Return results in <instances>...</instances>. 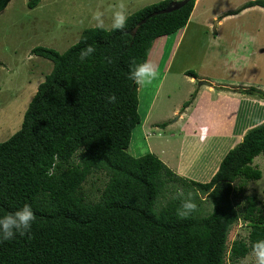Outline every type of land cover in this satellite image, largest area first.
<instances>
[{"label": "trees", "instance_id": "trees-1", "mask_svg": "<svg viewBox=\"0 0 264 264\" xmlns=\"http://www.w3.org/2000/svg\"><path fill=\"white\" fill-rule=\"evenodd\" d=\"M9 1L0 0V12ZM171 1L130 13L123 31L85 28L63 52L31 49L53 65L20 128L0 141V216L28 204L36 221L30 234L0 242V264H225L227 256L243 258L264 239V209L253 197L241 211L233 201L238 178L262 175L252 163L264 155V122L245 132L205 182L177 175L152 152L127 151L141 122L130 70L147 60L155 38L186 26L195 3L158 13ZM38 2L30 0L28 6ZM255 5L264 8V0H248L226 14ZM87 45L96 51L81 61ZM185 74L197 77L193 70ZM239 92L264 99L255 87ZM111 94L117 97L114 104L106 99ZM95 172L104 173L106 181L98 198L89 200L83 185ZM167 184L173 193L163 202ZM178 189L205 195L210 211L203 213V200L197 198L198 211L179 217L181 201L173 199ZM239 219L250 226L247 239L234 240L228 249L229 229Z\"/></svg>", "mask_w": 264, "mask_h": 264}, {"label": "rangeland", "instance_id": "rangeland-1", "mask_svg": "<svg viewBox=\"0 0 264 264\" xmlns=\"http://www.w3.org/2000/svg\"><path fill=\"white\" fill-rule=\"evenodd\" d=\"M29 1L10 0L0 12V141L20 128L38 84L52 69V61L31 49L45 46L63 52L83 29L96 26L97 12L103 13L104 28H111L114 6L120 2L39 0L29 7ZM157 1L124 0L126 13ZM246 1L197 0L183 29L153 40L147 60L157 65L159 75L150 85L138 87L141 122L132 131L127 148L131 155L152 152L177 175L205 182L245 132L264 122V99L239 92L249 87L264 92V13L251 7L226 14ZM218 11L222 13L213 17ZM182 69L195 71L197 77L190 80ZM252 164L262 175L234 182L233 201L239 211L250 197L264 209V155H257ZM105 181L102 172L87 178L83 191L89 200L98 198ZM167 187L163 202L173 193L171 185ZM200 198L202 212H209L208 199L203 194ZM249 229L242 219L232 225L228 249L234 240H246ZM225 264H255V258L250 251L235 261L227 256Z\"/></svg>", "mask_w": 264, "mask_h": 264}, {"label": "clouds", "instance_id": "clouds-1", "mask_svg": "<svg viewBox=\"0 0 264 264\" xmlns=\"http://www.w3.org/2000/svg\"><path fill=\"white\" fill-rule=\"evenodd\" d=\"M115 10L112 15L111 28L113 30L123 31L126 28L128 16L126 13V4L124 0L114 6ZM93 20L96 21V27L104 29L105 22L103 19V13L97 12L93 15ZM96 49L92 45H87L80 51L79 59L85 61L88 57L95 53ZM111 61L109 60V63ZM158 67L152 61H144L130 70L128 78L132 80L138 87H145L150 85L155 79H157ZM108 103H116L117 97L115 94H111L106 97ZM197 198H200L199 193H193L191 191L185 193L183 190L178 189L173 199L181 201L177 215L181 218H187L198 211ZM36 221V216L30 205L25 204L22 208L9 213L4 216H0V242L7 241L14 238L16 235L24 236L30 234L32 231V225ZM251 255L255 258V264H264V239L256 241L252 245Z\"/></svg>", "mask_w": 264, "mask_h": 264}, {"label": "water", "instance_id": "water-1", "mask_svg": "<svg viewBox=\"0 0 264 264\" xmlns=\"http://www.w3.org/2000/svg\"><path fill=\"white\" fill-rule=\"evenodd\" d=\"M188 1L190 0H172L170 2V4L163 10H160L158 13H162V12H170L172 10L178 9L181 6L185 5ZM140 23H138L139 25ZM201 84H206V85H210L209 83L206 82H201Z\"/></svg>", "mask_w": 264, "mask_h": 264}, {"label": "crops", "instance_id": "crops-1", "mask_svg": "<svg viewBox=\"0 0 264 264\" xmlns=\"http://www.w3.org/2000/svg\"><path fill=\"white\" fill-rule=\"evenodd\" d=\"M196 3H197V0H195V3H194V7H193V10H195V6H196ZM198 4V3H197ZM257 8V9H260L261 11V13H264V8L263 7H261V6H258V5H255V6H252V8ZM248 8H251V7H248ZM245 9H247V8H245ZM192 10V12H191V14H190V17H192V14L194 13V11ZM222 12H220V11H218V12H216L214 15H213V17H216L217 15H219V14H221ZM217 24L218 23H220V20H217V22H216ZM179 40V39H178ZM178 40H177V42H178ZM176 42V43H177ZM186 70H188V69H182V72L185 74V71ZM191 77V76H190ZM190 80H193V77L190 79ZM213 82H214V80H212V84H213ZM211 85V84H210ZM198 92H199V90H198ZM187 108V107H186ZM175 111H177V109L175 108L174 109V111L173 112H175Z\"/></svg>", "mask_w": 264, "mask_h": 264}]
</instances>
